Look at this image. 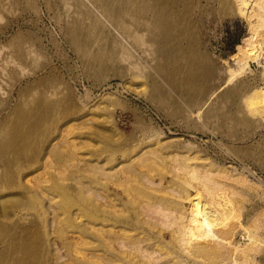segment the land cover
I'll return each mask as SVG.
<instances>
[{
  "label": "bare ground",
  "instance_id": "obj_1",
  "mask_svg": "<svg viewBox=\"0 0 264 264\" xmlns=\"http://www.w3.org/2000/svg\"><path fill=\"white\" fill-rule=\"evenodd\" d=\"M75 2L78 9L71 37L79 46L83 42L89 45V34L98 32L116 53L117 59L127 62L128 70L132 75L136 74L133 78L143 72L144 63H148L144 57L154 47L159 56V69L166 80L175 85L182 84L181 61L194 56L189 54L193 50L190 46L193 45L187 39V34L197 29L194 13L198 6L197 0ZM226 6L231 16L240 17L246 22L247 32L236 50L229 52L232 61L228 58L223 60L227 66V77L222 84L207 96L198 97L197 90L192 86L183 91L189 105L195 102L196 109L191 108V105L188 111L191 116L193 114L201 118L217 96H222V104L239 96L243 123L252 120L264 122V0H227ZM252 63L261 70L256 81V69ZM214 76L215 70L207 74L202 83L207 86ZM133 88L139 89L140 85ZM103 96L104 105H95L97 109L100 107L101 110H98L101 112L102 109L105 111L112 105L120 104L109 93ZM37 105L39 110L44 109L45 105L41 102ZM93 110L89 108L86 112L84 109L82 111L85 115ZM213 111L216 114L217 110ZM7 120L6 117L0 118V131H6L0 134V213L6 218L17 220L22 215L21 218H24L32 214L30 210H36L47 227L55 226L51 228L53 231H50L49 239L55 238V243L56 238L61 240L63 247H68L64 248L68 249V255L74 248L73 244L77 245L78 242L80 245L81 242L87 254L94 255L88 260L85 251L75 247L79 254L84 252V256H80L87 258L82 261L85 264H91L94 259L98 263L92 264H116L122 258L126 259L127 264H264V205L258 201L259 198L264 199V186L246 173L253 172L249 166L239 168L233 163L221 164L203 154L198 144L186 141L183 137L159 136L154 143L151 142L149 149L146 145V150L142 149L141 153L134 156L133 152L140 148V144L132 148L105 144L96 154V164H79L81 167H74L79 168L75 170L76 174L72 168L79 184H82V180L76 178L79 176L77 172L84 173L88 179L77 190L88 205L83 209L72 210L67 197L56 200L51 196L54 189H62L58 188L60 182L57 178L60 174L52 179L46 177L41 180L39 177L37 181L31 177V172H26L27 168L23 170L22 148L32 136V132H29L32 126L20 130L18 124L23 123L22 120L9 128L14 124ZM69 122L65 124L67 127ZM64 130L62 128L60 133ZM50 145L43 151V162L55 146L52 145L48 150ZM57 148L54 150H59ZM118 151L122 152L120 161L116 158ZM56 153L57 158L62 156L63 161H72L75 157L67 151H62L61 155ZM73 163L76 165V162ZM155 165L161 166L163 170L155 169L159 177L160 173L162 175L157 179L151 176ZM151 166L153 168L150 169ZM162 166L168 168L167 175H171H163L166 169ZM149 170L153 171L149 173ZM72 179L75 181L74 177ZM89 181H95L96 186L86 184ZM15 187L17 189H13ZM153 190L164 191L166 195L153 193ZM31 222L23 225L14 223L10 227L4 225L8 230L6 243L18 242V245L7 251L8 254L13 248H28L31 236H34L30 231ZM89 242H92L90 246L96 244L91 249L88 245L85 248ZM61 254L59 252L57 255ZM77 260L78 264H84L79 263L80 259Z\"/></svg>",
  "mask_w": 264,
  "mask_h": 264
},
{
  "label": "rangeland",
  "instance_id": "obj_2",
  "mask_svg": "<svg viewBox=\"0 0 264 264\" xmlns=\"http://www.w3.org/2000/svg\"><path fill=\"white\" fill-rule=\"evenodd\" d=\"M197 2L198 6L194 12L198 22L197 29L187 34V39L193 45L190 46L193 50L189 51V54L194 56L181 61L182 84L175 85L169 83L161 73L159 56L154 47L144 57L148 63H144L143 72L133 78L136 74L132 75L128 70L127 62L117 59L116 53L98 32L92 31L89 34V45L83 42L79 46L74 42L71 30L78 9L75 0H0V118L6 117L9 123L14 124L9 128L22 120L23 123L18 124L20 130L32 126L31 130L29 128L32 136L24 143L21 156L25 165L23 170L27 168L26 172H31L32 178L35 177L38 181L46 177L57 178L59 174L68 175L57 178L60 182L58 188L63 190H51V196L56 200L67 197L72 210L83 209L88 205L77 192L88 179L84 177V173L77 172L79 176L76 178H80L83 185L79 184L73 175V169L76 174L79 168H75L85 166L86 162L96 164V154L100 147L105 144L110 146L112 143L120 144L121 148H132L140 144L141 149L138 147L133 152L134 156L141 153L142 149L144 151L146 145L149 149L151 142L154 143L155 139L163 135L183 137L186 141L198 144L203 154L221 164L233 163L239 165V168L249 166L253 172L246 173L264 186V122L252 120L248 125L243 123L240 116L243 108L239 96L224 104L221 102L222 96H217L201 118L193 114L191 116L189 112L191 108L196 109L195 102L189 105L183 91L192 86L197 90L198 97L204 94L207 96L211 90L222 84L227 77V66L223 60H231L229 52L236 50L237 44L247 32L246 22L228 13L227 0ZM90 50L95 52L89 53ZM252 67L256 69V81L261 70L254 63ZM214 70V79L207 86L204 85L202 79ZM196 78L198 79L194 83ZM199 79L201 82H198ZM137 84L141 89L133 88ZM105 93L117 98L120 104L110 106L107 108L109 111L102 109L101 112L98 110L100 107L97 109L95 105H104L102 100ZM40 102L45 105L43 110L37 108ZM89 108L94 110L84 115ZM211 110L212 113L209 114ZM213 110H217L216 114ZM82 115L84 117H81ZM68 121L70 122L67 127L65 124ZM62 128L66 130L61 134ZM1 132L6 133L0 131V134ZM48 145V150L52 145H57L52 150L55 151L54 148L59 147L56 152L60 153L51 150L52 152L47 154L48 156L51 153L50 157L48 156L47 160L45 159L47 162L44 160V163L41 158ZM108 149L111 150V147ZM62 151L73 153L75 157L72 161H63L62 156L61 159L55 155H61ZM116 158L117 161L122 160L121 151L117 152ZM73 161L76 165H73ZM156 168L163 171L161 166L153 169ZM164 169L166 173L163 175H171H167L168 168ZM157 170H152V173L149 170L152 174L149 175L157 179ZM134 182L136 184V181ZM86 184L96 186L95 181ZM13 189L10 190L14 191ZM148 191L147 193L151 192ZM155 191L166 195L164 191ZM156 192L153 190V193ZM252 198L254 199V196ZM259 199L264 205V199ZM30 211L32 214L24 218H21L22 215L17 220L6 218L0 213V264H78L77 259H80L79 263L86 261L87 258L81 257L84 252L80 253V256L76 251L81 248L85 251L81 242L80 245L76 243L78 246L74 243V248H77H69L71 252L69 251L68 255V249L64 250L66 246L63 247L61 240L56 238L55 243V238L49 239V233L53 231L51 228L55 226L47 227L36 210ZM21 214L22 212L19 215ZM31 216L34 222L30 221V231L34 236L30 235L28 248H13L8 254L7 251L18 245V242L6 243L8 230L4 225L10 227L14 223L28 224ZM61 217L64 218L63 215ZM91 243H87L85 248L88 245L91 249V246L96 244L90 246ZM57 248L62 254L64 251L65 253L57 255ZM87 252L85 251V256ZM87 255L88 260L94 256ZM74 256L76 258H73ZM94 262L95 259L92 263ZM116 264H127L126 259L122 258Z\"/></svg>",
  "mask_w": 264,
  "mask_h": 264
},
{
  "label": "built area",
  "instance_id": "obj_3",
  "mask_svg": "<svg viewBox=\"0 0 264 264\" xmlns=\"http://www.w3.org/2000/svg\"><path fill=\"white\" fill-rule=\"evenodd\" d=\"M156 115V114H155ZM157 116V115H156ZM158 117V116H157Z\"/></svg>",
  "mask_w": 264,
  "mask_h": 264
}]
</instances>
